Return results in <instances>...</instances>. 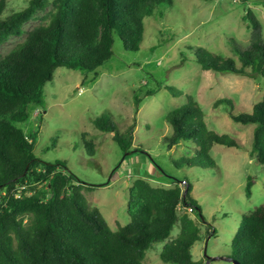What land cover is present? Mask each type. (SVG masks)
<instances>
[{
  "label": "trees",
  "instance_id": "trees-1",
  "mask_svg": "<svg viewBox=\"0 0 264 264\" xmlns=\"http://www.w3.org/2000/svg\"><path fill=\"white\" fill-rule=\"evenodd\" d=\"M47 3L32 0L25 9L6 15L7 2L0 0V48L12 37L22 36L24 26L44 11ZM163 4L173 3L56 0L48 24L29 32L24 42L0 57V264H144L147 252L165 242L176 225L180 227L179 236L164 247L162 261L203 264L194 261L192 255L202 230L187 211L199 207L187 179L168 187L134 179L128 195L130 220L114 231L98 208L88 205L82 182L64 163L37 158L34 138L16 126L30 119L32 106L42 105L43 90L53 81L57 69L95 72L111 60L115 34L126 51H139L145 16L153 13L154 6ZM251 15L252 11H247V17ZM252 24L254 29L259 26L257 21ZM233 46L240 66L233 58L202 48L196 52V61L205 71L250 77L264 87V41L260 35L246 50ZM225 103L233 105L224 99L215 106ZM167 119L173 127L172 135L163 138L168 150L191 143L186 155L173 162L178 169L215 167L211 157L215 145L241 148L208 123L207 115L193 99L172 111ZM232 119L255 125L251 156L264 166V94L251 113ZM94 125L102 132L114 133L113 140L121 150L133 153V127L120 132L105 116L96 119ZM89 136L85 134L83 139L93 155L95 144L87 139ZM253 184L254 179L248 177L247 198L252 196ZM22 186L26 190L16 198ZM209 230L206 227V232ZM229 257L239 264H264V204L242 215Z\"/></svg>",
  "mask_w": 264,
  "mask_h": 264
},
{
  "label": "rangeland",
  "instance_id": "rangeland-1",
  "mask_svg": "<svg viewBox=\"0 0 264 264\" xmlns=\"http://www.w3.org/2000/svg\"><path fill=\"white\" fill-rule=\"evenodd\" d=\"M31 1L6 0L5 14L19 12ZM55 1L48 0L46 9L24 26V34L12 37L0 48V57L24 42L29 32L48 24ZM172 3L156 5L153 13L145 16L139 51H126L115 34L111 60L95 72L57 69L43 90L42 105L32 106L30 119L16 126L34 138L37 158L64 163L82 182L88 205L98 208L114 231L130 220L128 195L134 179H147L152 184L160 180L170 186L187 179L199 206L188 213L202 230L192 255L194 261L206 264L207 258L230 256L242 215L264 204V166L251 156L255 125L232 119L251 113L262 99L264 87L250 77L203 70L196 52L202 48L233 58L240 66L233 44L246 50L258 34L264 41V0ZM252 21L259 26L254 29ZM189 99L200 105L212 127L241 146L215 145L211 152L213 168L178 169L173 162L186 155L191 143L184 142L173 150L163 144V138L173 133L168 115ZM224 99L233 105L215 106ZM102 116L120 132L133 127V153L121 150L113 140L114 133L95 127V120ZM85 134L95 144L93 155L85 146ZM248 177L254 179L250 198L246 196ZM206 227H210L207 232ZM179 233L176 225L165 242L147 252L143 263L165 264L161 253ZM210 264L232 263L217 260Z\"/></svg>",
  "mask_w": 264,
  "mask_h": 264
},
{
  "label": "water",
  "instance_id": "water-1",
  "mask_svg": "<svg viewBox=\"0 0 264 264\" xmlns=\"http://www.w3.org/2000/svg\"><path fill=\"white\" fill-rule=\"evenodd\" d=\"M186 195H187V191L184 192V198L186 197ZM217 260H225V261L231 262L232 264H239L238 262H236L231 257H226V258H224V257L207 258L206 264H210L212 261H217Z\"/></svg>",
  "mask_w": 264,
  "mask_h": 264
},
{
  "label": "built area",
  "instance_id": "built-area-1",
  "mask_svg": "<svg viewBox=\"0 0 264 264\" xmlns=\"http://www.w3.org/2000/svg\"><path fill=\"white\" fill-rule=\"evenodd\" d=\"M183 184H184V183H183ZM25 190H26V187H25V186H22V187L20 188V190L18 191V193L16 194V198H20V197H22L23 192H24ZM26 195H27V196L31 195V192H27ZM179 210L182 211L181 207H179ZM188 212L193 213L194 210H193L192 208H190V209H188Z\"/></svg>",
  "mask_w": 264,
  "mask_h": 264
},
{
  "label": "crops",
  "instance_id": "crops-1",
  "mask_svg": "<svg viewBox=\"0 0 264 264\" xmlns=\"http://www.w3.org/2000/svg\"><path fill=\"white\" fill-rule=\"evenodd\" d=\"M155 185H163V186H167V187L169 186V185L165 184V182H162L160 180H157Z\"/></svg>",
  "mask_w": 264,
  "mask_h": 264
}]
</instances>
